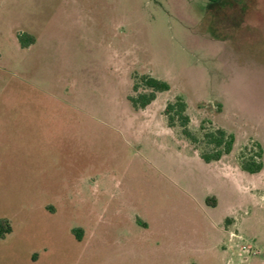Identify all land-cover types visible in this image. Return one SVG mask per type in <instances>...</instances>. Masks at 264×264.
I'll use <instances>...</instances> for the list:
<instances>
[{"label":"rangeland","instance_id":"obj_1","mask_svg":"<svg viewBox=\"0 0 264 264\" xmlns=\"http://www.w3.org/2000/svg\"><path fill=\"white\" fill-rule=\"evenodd\" d=\"M0 220V264H264V0H0Z\"/></svg>","mask_w":264,"mask_h":264},{"label":"trees","instance_id":"obj_2","mask_svg":"<svg viewBox=\"0 0 264 264\" xmlns=\"http://www.w3.org/2000/svg\"><path fill=\"white\" fill-rule=\"evenodd\" d=\"M209 2L215 3L219 0H208ZM34 43V38L32 36H22L21 45L22 47H28ZM140 86L148 91V93L138 94L136 98H130L133 106L140 108H145L150 105L156 98L157 93L168 92L171 87L167 82L149 77L141 76L139 79ZM139 86H134L133 89L136 92ZM186 104L184 101L177 97L174 102L168 103L164 109V114L168 118V124L170 127L174 126L176 121L180 124V127L184 128L183 134L187 137L190 134L185 130L186 125L189 123V118L185 116ZM205 138L208 144L212 147L211 152L203 154L201 159L204 163L209 164L211 162L219 161L223 155H228L232 152L235 143V138L233 135L226 134L223 130H216L213 133L205 134ZM257 156L251 157L247 160L241 162V169L249 174H257L263 169V164L258 162ZM209 203V199H207ZM209 205L213 206L214 203ZM12 232V227L6 220H0V239L4 238Z\"/></svg>","mask_w":264,"mask_h":264},{"label":"built area","instance_id":"obj_3","mask_svg":"<svg viewBox=\"0 0 264 264\" xmlns=\"http://www.w3.org/2000/svg\"><path fill=\"white\" fill-rule=\"evenodd\" d=\"M242 250H244V248L241 247ZM245 251V250H244Z\"/></svg>","mask_w":264,"mask_h":264}]
</instances>
